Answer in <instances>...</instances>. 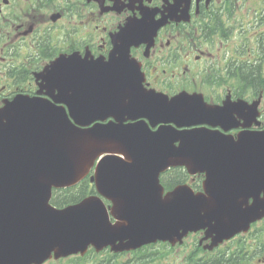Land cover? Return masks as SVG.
Wrapping results in <instances>:
<instances>
[{
  "label": "flooded vegetation",
  "instance_id": "1",
  "mask_svg": "<svg viewBox=\"0 0 264 264\" xmlns=\"http://www.w3.org/2000/svg\"><path fill=\"white\" fill-rule=\"evenodd\" d=\"M144 10L168 16L169 38L157 49L168 52L171 73L264 72V0H0V60L9 48L40 39L36 45L47 52L39 62L43 66L60 52L78 50L81 41L95 45L97 21L117 29ZM81 25L88 31L82 38ZM53 36L60 38L55 48L49 40ZM241 49L254 59L239 64ZM31 68L15 61L0 66V107L27 91ZM258 80L264 87V76Z\"/></svg>",
  "mask_w": 264,
  "mask_h": 264
},
{
  "label": "water",
  "instance_id": "2",
  "mask_svg": "<svg viewBox=\"0 0 264 264\" xmlns=\"http://www.w3.org/2000/svg\"><path fill=\"white\" fill-rule=\"evenodd\" d=\"M43 108L46 109L47 107ZM35 120L38 123L44 122V125L37 126L38 132L26 137V141L35 156L32 159L33 164H35L36 159L37 163L23 176L13 178L14 190L11 196L8 192L9 186L6 176H9L10 180L12 177L8 171H5L4 167L0 168V198L4 197L8 200L10 196V204L15 208L13 212L12 210L3 212L1 204L0 213H16L4 223L0 219V235L2 228L5 235L8 236L5 243L0 239V264L4 258L11 259L8 264H28L29 259L39 256L46 257L52 250H56V248L52 249L54 246L53 240L57 233H61L62 230L66 231L70 240L74 239L75 247H79L83 244L86 233L82 231L83 224H78L75 217L87 215V213H105L101 203L93 198L65 211L55 210L48 205L52 187L71 185L77 182L80 178V172L89 164L96 148L93 144L92 133L76 132L63 119L60 112L44 111L42 114L38 113ZM143 134L145 138L151 140L156 138L145 132ZM157 137L165 140L167 147H169L174 135L164 133ZM203 138L207 141V138L203 135L196 138L188 137L186 139L188 146H186L185 152L187 154L190 152V143L193 140H197L195 143L199 144V140ZM4 139L5 137L0 135V163L2 166ZM165 147V143H163V146L160 145L163 155L157 160L159 165L166 162L165 153L163 152ZM39 152L42 153V156L36 158ZM108 169L109 167L106 165L102 171L103 175L106 176L105 172ZM121 170L124 172V167ZM106 179H108V176H106ZM121 180H124V182H120L123 188L117 184L118 188L112 186L110 190L113 192L117 190L116 195L119 197L117 203L118 213H128L135 200H133L132 193L126 195L124 191L129 178ZM99 184L102 188L103 182L100 181ZM136 186L137 184L132 181L130 188ZM203 203L201 199L196 201L188 197L186 207L178 209V212L198 213ZM15 225L17 234L12 230ZM54 230L58 231L55 232ZM130 235L138 243L143 242L145 238L144 233L141 232H130ZM117 236L119 237L120 234ZM67 237L64 240H67ZM108 237L110 236L108 235ZM4 251H8V254L3 255Z\"/></svg>",
  "mask_w": 264,
  "mask_h": 264
},
{
  "label": "bare ground",
  "instance_id": "3",
  "mask_svg": "<svg viewBox=\"0 0 264 264\" xmlns=\"http://www.w3.org/2000/svg\"><path fill=\"white\" fill-rule=\"evenodd\" d=\"M110 84H109V82L108 81H105V82H103L102 83V85H101V87H102V89H104V91H105V95H104V98H106V99H114V97H115V94L114 93H112L111 91H107L106 90V88H107V86H109ZM71 88V87H70ZM82 98H83V100H86V98L82 95ZM76 104L80 107V108H86V107H88V106H91V105H94V103H92L91 101H86L85 103H82L81 101H80V99H77L76 100ZM35 130L37 131L38 130V128H35ZM102 134H104V135H106L107 136V138L109 139V140H111L113 137L115 138V132L113 131V130H109V131H107V132H104V133H102ZM116 143H117V145H122L123 143H124V141L123 140H120V141H116ZM156 143H158V144H160V145H162L163 146V143H164V140H162L161 141V139H159V140H157L156 141ZM6 144V143H5ZM6 148H7V151L4 153V158L5 157H7L8 155H7V152L11 149V147L9 146V145H7L6 144ZM148 157H150V158H152V159H157V158H159V157H162V155H163V153H162V151L160 150V149H152V148H148L147 149V154H146ZM11 158V157H10ZM11 160H12V158H11ZM252 159L250 158V157H247L246 158V160H245V164H248V162H250ZM258 161L262 164V165H264V157H259L258 158ZM12 165H13V162H11V164L9 165V167H12ZM3 166H2V164L0 163V168H2ZM112 174H116L119 178H121V179H124L125 178V173L121 170V169H117L116 171H112ZM217 177H219V175H217ZM232 182H233V178L231 177V179H230V182H229V185H230V189H231V194H235L236 193V190L233 188V186H232ZM224 189L226 190V191H229L230 189L228 188V187H224ZM85 217V215H82V216H76L75 218L77 219V221H78V224H82L83 223V218Z\"/></svg>",
  "mask_w": 264,
  "mask_h": 264
},
{
  "label": "trees",
  "instance_id": "4",
  "mask_svg": "<svg viewBox=\"0 0 264 264\" xmlns=\"http://www.w3.org/2000/svg\"><path fill=\"white\" fill-rule=\"evenodd\" d=\"M88 187L84 186L79 193L77 194H71L70 196H67L65 198H61V197H55V203L58 206H65L74 202H77L78 200L82 199L83 197H85L88 193Z\"/></svg>",
  "mask_w": 264,
  "mask_h": 264
},
{
  "label": "rangeland",
  "instance_id": "5",
  "mask_svg": "<svg viewBox=\"0 0 264 264\" xmlns=\"http://www.w3.org/2000/svg\"><path fill=\"white\" fill-rule=\"evenodd\" d=\"M158 258H159L158 255H155V256L153 257L152 261H150L148 264H152V263H154Z\"/></svg>",
  "mask_w": 264,
  "mask_h": 264
}]
</instances>
